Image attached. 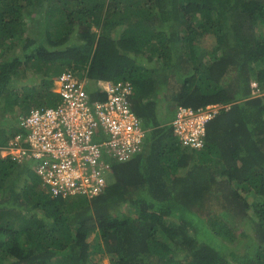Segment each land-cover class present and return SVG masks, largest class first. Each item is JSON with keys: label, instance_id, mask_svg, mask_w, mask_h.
<instances>
[{"label": "trees", "instance_id": "16d2710c", "mask_svg": "<svg viewBox=\"0 0 264 264\" xmlns=\"http://www.w3.org/2000/svg\"><path fill=\"white\" fill-rule=\"evenodd\" d=\"M86 66L130 82L144 150L90 199L51 198L0 155V264H264V0H0V153ZM210 105L203 147L182 148L175 110Z\"/></svg>", "mask_w": 264, "mask_h": 264}, {"label": "built area", "instance_id": "2783aa9c", "mask_svg": "<svg viewBox=\"0 0 264 264\" xmlns=\"http://www.w3.org/2000/svg\"><path fill=\"white\" fill-rule=\"evenodd\" d=\"M96 88L92 97L76 70H65L57 91L60 104L31 108L17 118L25 136H16L5 154L32 169L53 197L100 195L112 165L144 150L148 130L132 112L130 83L99 81ZM217 110L177 108L169 123L172 136L181 146L200 150L206 123Z\"/></svg>", "mask_w": 264, "mask_h": 264}, {"label": "clouds", "instance_id": "9594fccd", "mask_svg": "<svg viewBox=\"0 0 264 264\" xmlns=\"http://www.w3.org/2000/svg\"><path fill=\"white\" fill-rule=\"evenodd\" d=\"M88 67L89 66H86V67H83V68H81L80 70H76V74L78 75V79H79V81H80V83H82L83 85H84V87L89 91V92H91V96L93 97L94 95H95V93L97 92V88H96V84L99 82V81H107V82H110V80H97L96 82H93L92 80H90L89 78H88V74H87V71H88ZM65 72V71H64ZM63 72V73H64ZM63 73H61L58 77H56L55 78V80H54V88H53V92L57 95V97H58V99H59V101H58V103L55 105V106H52V107H50V108H55V107H57V105H59L60 104V102H61V97H60V95H59V93L57 92L58 90H59V78L61 77V75L63 74ZM125 81V80H124ZM127 81V80H126ZM129 82V81H128ZM130 83V82H129ZM131 85V84H130ZM253 85V87H255L256 88V86L254 85V84H252ZM131 87H132V85H131ZM132 90H133V88H132ZM132 97V96H131ZM130 104H131V98H130ZM210 106H212V105H210ZM207 107H209V106H207ZM31 108H39V107H31ZM30 108V109H31ZM41 108H44V107H41ZM179 108V107H178ZM186 108V107H185ZM30 109L26 112V113H22V114H20V115H24V114H27L29 111H30ZM131 109H132V105H131ZM132 112H133V110H132ZM134 113V112H133ZM175 113V112H174ZM135 114V113H134ZM20 115H18V116H20ZM136 115V114H135ZM18 118V117H17ZM139 119V118H138ZM171 121V120H170ZM170 121L168 122V124L170 123ZM17 124H18V122H17ZM16 136H18V135H15L10 141H9V143L16 137ZM174 138V137H173ZM175 139V138H174ZM9 143H8V145H9ZM179 144V143H178ZM180 145V144H179ZM181 146V145H180ZM8 147V146H7ZM6 147V148H7ZM182 148H187V147H183V146H181ZM6 148H4V149H2L1 150V153H0V155H1V157H3V158H5V157H8L7 155H3V154H5V150H6ZM188 149H190V150H194V149H191V148H188ZM119 164H122V163H119ZM115 165V164H114ZM113 166V165H112ZM31 172H33L34 173V171L32 170V169H30V168H28ZM35 174V173H34ZM36 175V174H35ZM37 176V175H36ZM37 178H38V180H39V182H40V185H41V187L43 188V189H45L46 191H47V193L50 195V197L51 198H56V197H53L52 195H51V193L49 192V190L45 187V186H43V184H42V181L40 180V178L37 176ZM57 197H59V196H57ZM60 198H62V197H60ZM68 198V197H67ZM64 199V198H63Z\"/></svg>", "mask_w": 264, "mask_h": 264}, {"label": "rangeland", "instance_id": "374dc122", "mask_svg": "<svg viewBox=\"0 0 264 264\" xmlns=\"http://www.w3.org/2000/svg\"><path fill=\"white\" fill-rule=\"evenodd\" d=\"M26 14V13H25ZM42 15H43V12L41 11L36 17H34V19L32 20L33 23L37 26V29L34 30L33 32H38L39 31V28L43 25L42 23ZM41 17V18H40ZM35 38V43L34 45L36 46L38 44V39L40 38L38 33L34 36ZM210 43V40H207L206 41V44H209ZM24 43L21 44V46H23ZM34 46V47H35ZM26 52H30V48L27 50V49H24ZM156 62V61H155ZM143 66L145 67H152L153 65H155V63H147V62H144L142 63ZM156 65L159 66V63L156 62ZM33 83H35V79L33 78L32 80ZM165 84H162L160 85V92H159V97L162 96L164 93H165ZM164 115V113L162 114V116ZM3 155H6V154H3ZM135 209L133 208H130V206L128 205H123L122 209H121V212L124 214V215H130L132 217H135ZM22 236H20V238H22ZM203 237L200 235L199 236V239L201 240ZM203 240V239H202ZM222 245H223V242H220V241H217L216 242V247L219 248L220 250L222 249ZM101 264H111V260H110V257L106 256L105 258H103L100 262Z\"/></svg>", "mask_w": 264, "mask_h": 264}]
</instances>
